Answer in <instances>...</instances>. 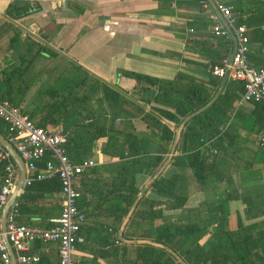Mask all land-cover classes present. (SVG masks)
Returning a JSON list of instances; mask_svg holds the SVG:
<instances>
[{
	"label": "trees",
	"instance_id": "16d2710c",
	"mask_svg": "<svg viewBox=\"0 0 264 264\" xmlns=\"http://www.w3.org/2000/svg\"><path fill=\"white\" fill-rule=\"evenodd\" d=\"M39 1L12 0L4 10L10 22L0 24V39L12 33L8 39L10 54L0 59V102L17 107L36 126H61L72 162L91 158L96 141L106 138L101 151L108 159L87 168L74 183L80 192L77 207L83 215L80 234L85 239L77 251L86 254L76 264H181L163 248L122 243L116 232L141 188V177H150L167 158L175 133L170 124L178 125L215 94L221 79L212 74V67L231 53V40L215 36L217 51L206 56L207 83L213 91L182 72L165 80L120 70L118 74L133 81L131 90L125 91L73 62H56L55 57L61 56L48 43L58 24L49 33L40 31L39 38L30 33L21 37L15 22L38 11ZM256 3L264 7V0ZM68 6L76 14L84 9L72 2ZM232 8L237 24L264 22V9L262 16L242 19L236 7ZM42 59L56 63L41 65ZM242 91L240 81L226 79L216 100L185 124L171 163L188 166L192 175L180 171L168 177L160 174L147 190L164 199L148 197L145 192L126 224L125 238L162 243L187 264H264V221L244 224L238 218L236 229L227 226L230 200L241 199L246 204L247 218L264 215V203H253L243 190L227 186L217 200L184 207L190 192L204 186L222 164L235 165L240 160L247 170L264 164V144L259 139L264 128V104L249 102L247 107H240ZM133 119L141 120L149 131L137 130ZM240 130L258 136L256 147L239 143ZM0 133L7 137L2 118ZM245 149L252 152L247 158L242 155ZM47 159L48 155L44 156L39 165ZM2 176L0 163V186ZM59 194L56 176L25 185L15 200L16 219L41 228L52 227L62 209ZM175 210L179 212L167 213ZM43 245L38 241L33 244L35 248ZM46 245L53 254L41 253L31 264H59L57 244Z\"/></svg>",
	"mask_w": 264,
	"mask_h": 264
},
{
	"label": "crops",
	"instance_id": "0c3cea01",
	"mask_svg": "<svg viewBox=\"0 0 264 264\" xmlns=\"http://www.w3.org/2000/svg\"><path fill=\"white\" fill-rule=\"evenodd\" d=\"M227 1L236 7L237 16L242 19L261 15L264 9L256 3L259 0ZM11 2L0 0V16H4V10ZM69 2L83 7V12L76 14L68 6ZM38 4V11L15 24L38 38L40 31L49 33L58 24V31L48 43L61 56L55 57L56 62H73L109 85L125 91L131 90L133 81L118 74L120 70L165 80H171L182 72L213 91V87L207 83L209 68L206 56L217 51L214 26L221 21L211 6L204 7L199 0H40ZM259 25H244L250 47L249 61L257 68L264 65V33L259 30ZM24 35L21 32V37ZM248 104L239 103L242 108ZM132 122L137 130L149 131L141 120L133 119ZM239 139L244 146L256 147L258 136L240 130ZM105 140L99 139L95 143L91 156L95 163L108 159L101 151ZM242 152L246 158L252 153L247 149ZM171 162L161 174L168 177L180 171L187 176L192 175L188 166L178 167ZM181 163H184V159H181ZM237 163L222 164L221 170L218 169L215 175L208 178L204 186L190 192L184 207L192 208L206 200H217L227 186L235 187L239 192L243 190L253 203H264V164L258 163V166L247 170L243 161L237 160ZM149 178L145 175L141 177V187ZM190 181L194 187L193 178ZM145 195L163 198L149 190ZM228 207L227 226L231 230L237 228L238 218L244 224L264 221V215L247 218L246 204L241 199L230 200ZM31 252L37 255L53 254L46 244L38 248L33 246ZM81 255L86 254L76 251V263Z\"/></svg>",
	"mask_w": 264,
	"mask_h": 264
},
{
	"label": "built area",
	"instance_id": "2783aa9c",
	"mask_svg": "<svg viewBox=\"0 0 264 264\" xmlns=\"http://www.w3.org/2000/svg\"><path fill=\"white\" fill-rule=\"evenodd\" d=\"M212 1L233 30L237 41L232 62H230V53L212 67V74L222 79L227 73V79L242 83L243 91L239 103L264 104V65L256 68L249 62L250 47L246 27L237 24L232 5L227 0ZM199 2L204 7L210 6L207 0H199ZM259 29L264 32V22L259 25ZM214 33L230 39L221 22L214 26ZM0 118L6 123V138L24 161L23 187L33 181L56 176L62 196V209L59 216L53 220L52 227L41 228L18 221L16 199L3 217V209L15 189L19 172L10 153L0 143V163L3 164L0 186V264H9L11 253L14 256L13 264H31L38 261V255L31 252L36 241L44 244L56 243L59 264H76L77 246L84 243L85 239L80 234L83 215L77 207L80 192L74 183L79 174L96 164L95 161L89 158L75 163L69 159L64 146V130L61 126L52 129L36 126L27 115L7 102H0ZM259 139L264 144V128L259 134ZM46 155L48 159L39 165Z\"/></svg>",
	"mask_w": 264,
	"mask_h": 264
},
{
	"label": "water",
	"instance_id": "95a60500",
	"mask_svg": "<svg viewBox=\"0 0 264 264\" xmlns=\"http://www.w3.org/2000/svg\"><path fill=\"white\" fill-rule=\"evenodd\" d=\"M59 1H66V0H59ZM210 4V6L213 8V10L215 11L217 17L219 18V20L221 21V23L223 24V26L225 27V29L227 30L229 37L232 41V50H231V54H230V62H232V58L235 52V48H236V37L234 35L233 30L231 29V27L226 23L225 19L222 17L221 13L217 10L216 6L214 5L212 0H207ZM227 79V73H225V75L223 76V78L221 79L220 85L218 86L217 91L215 92V94L212 96V98L208 101L207 104H205L203 107L197 109L196 111L188 114L187 116H185L182 121L178 124V125H172L170 124V126L174 129V138L172 141V144L170 146L169 149V153L167 155V158L165 159V161L162 163V165L150 176V178L146 181V183L140 188V190L138 191V193L136 194L133 203L131 204V206L129 207L126 215L124 216L117 232H116V237L117 239L125 244H149V245H153L156 247H160L165 249L166 251H168L169 253H171L179 263L181 264H187L185 261H183V259L177 254L175 253L171 248H169L168 246L162 244V243H158L154 240L151 239H128L125 238L123 235L124 229L126 227V224L128 222V220L130 219V217L132 216L134 210L136 209L140 199L142 198V196L144 195V193L146 192V190L150 187V185L155 181V179L162 173V171L164 170V168L169 164V162L172 160V157L175 155V151L178 145V141L180 138V134L181 131L183 129V127L185 126V124L194 116H196L197 114H199L200 112H202L203 110H205L206 108H208L218 97V95L221 93L223 85L225 83ZM102 140H105L106 138L103 137L101 138ZM0 143L1 145L10 153L13 161L16 163L17 168H18V179H17V183L15 186V189L13 191V193L11 194L8 203L6 204L5 208L3 209V217H5V214L8 211L9 206L11 205V203L16 199V197L19 195V193L22 191L23 189V181H24V176H25V166H24V161L22 159V157L20 156V154L17 152V150L14 148V146L10 143V141L3 135L0 133ZM14 263V256L13 254H11V258H10V263L9 264H13Z\"/></svg>",
	"mask_w": 264,
	"mask_h": 264
},
{
	"label": "rangeland",
	"instance_id": "374dc122",
	"mask_svg": "<svg viewBox=\"0 0 264 264\" xmlns=\"http://www.w3.org/2000/svg\"><path fill=\"white\" fill-rule=\"evenodd\" d=\"M5 21H8L10 22L6 17L4 16H0V24L2 23H6ZM17 26V25H16ZM18 27V26H17ZM20 31L21 32H24L25 34H28L27 30L24 29L23 27L20 28ZM12 32L9 33V35H3L2 38L0 39V59L4 58V57H7L10 52H9V36L11 35ZM38 33V32H37ZM32 35V34H31ZM47 60H41V65L44 64V63H48L49 64V67L52 65V64H55L56 62H54V60L50 62H46Z\"/></svg>",
	"mask_w": 264,
	"mask_h": 264
}]
</instances>
